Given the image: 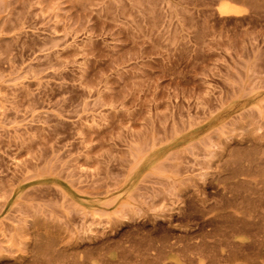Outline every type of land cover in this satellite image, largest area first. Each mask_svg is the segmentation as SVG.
Segmentation results:
<instances>
[{"label": "rangeland", "instance_id": "374dc122", "mask_svg": "<svg viewBox=\"0 0 264 264\" xmlns=\"http://www.w3.org/2000/svg\"><path fill=\"white\" fill-rule=\"evenodd\" d=\"M263 206L264 0H0V264H187L235 212L264 264Z\"/></svg>", "mask_w": 264, "mask_h": 264}, {"label": "bare ground", "instance_id": "6f19581e", "mask_svg": "<svg viewBox=\"0 0 264 264\" xmlns=\"http://www.w3.org/2000/svg\"><path fill=\"white\" fill-rule=\"evenodd\" d=\"M218 7H219V12H220V15H225V16H228V15H239L240 13H242L241 12V10H239V8H237L236 6H234L233 4H231L230 2H227V1H222L221 3H219V5H218ZM241 167H239V169H240ZM238 169V170H239ZM242 170V169H241ZM241 182V181H240ZM242 183H244V181L243 182H241V185H242ZM237 185V183L234 185V186H236ZM247 185H248V183H247ZM246 185V186H247ZM251 185V184H250ZM240 186V185H239ZM230 187V186H229ZM232 188H233V186H231ZM244 187V186H243ZM243 187H239V188H243ZM248 187V186H247ZM225 188V187H224ZM238 188V187H237ZM238 188V189H239ZM217 189V188H216ZM235 189V188H234ZM234 189H231V190H233V192H231V193H234L235 191H236V193L235 194H237V189H235V191H234ZM250 189V188H249ZM230 190V189H229ZM246 190V189H245ZM240 191V193H242V191L241 190H239ZM259 191V190H258ZM256 192V191H255ZM230 193V194H231ZM254 194V193H253ZM232 195V194H231ZM240 195V194H239ZM238 195V196H239ZM233 196V195H232ZM232 196L230 197V198H232ZM241 196V195H240ZM242 196H243V194H242ZM226 197V196H225ZM234 198L233 199H235V196H233ZM247 197H251V196H247ZM246 197V198H247ZM227 198H229V197H227ZM243 198V197H242ZM242 198H237L236 199V201H238V200H240V199H242ZM262 198V197H261ZM232 199V200H233ZM244 199V198H243ZM252 199V198H251ZM250 199V200H251ZM221 200V199H220ZM231 201V199H228V200H226L227 202L228 201ZM245 200V199H244ZM243 200V201H244ZM249 200V199H248ZM247 199L245 200V201H248ZM259 200H260V198H259ZM222 201V200H221ZM242 200H241V202H243ZM234 202V201H233ZM255 202H258L257 200L255 201ZM238 203H240L239 201H238ZM228 205L230 204V202H228L227 203ZM231 204H232V202H231ZM234 204H236V203H234ZM245 204H247V202H245ZM217 205V204H216ZM225 205V204H224ZM242 205H244V202L242 203ZM242 205H240V206H242ZM222 206V205H221ZM238 206V205H237ZM246 206V208L248 207L247 205H245ZM260 206H261V204H260ZM219 207V206H218ZM225 207H227V206H225ZM229 207V206H228ZM235 205H234V209H235ZM223 208V207H222ZM232 208H233V206H232ZM263 208H264V206H263ZM208 209V208H207ZM210 209V208H209ZM213 209V208H212ZM239 209H241V207L239 208ZM245 209V208H244ZM236 210V209H235ZM252 210V209H251ZM259 210V209H258ZM237 211H238V208H237ZM244 211H246V210H244ZM256 211V213H258L257 212V209L255 210ZM208 212V211H207ZM210 212V211H209ZM224 212V215H225V212H227V211H223ZM231 212V211H230ZM243 212V211H242ZM248 212V211H247ZM259 212H262V211H260L259 210ZM228 213H229V211H228ZM239 213V212H238ZM241 213V212H240ZM249 213V212H248ZM254 212L252 211L250 214H252V215H254L253 214ZM247 214V213H246ZM246 214L244 213V216H241L240 214H238L239 216H236V212H235V215H233V214H231L230 213V215H229V217H227V218H229V219H226V221L225 222H222L225 226H224V229H221V228H219V231H218V229L216 230V232L214 231V235H216V237H218V239L216 238V239H214L215 241H213V242H209V240H208V242L207 241H205L204 240V238H203V240L204 241H202V242H200V244L199 243H195V245H196V247L200 250H198V249H195V251H199L200 252V254H201V256H202V258L199 260L198 259V261L197 260H188V259H186V260H188V263H191V264H247L246 263V255L248 254L247 252H246V249H247V240L245 241V236H247V235H249L250 233H251V235L253 234V232H256V233H259L258 235L260 236V234H261V229L259 228V223H257L256 221H252L251 219H248L247 217H246ZM260 214H262V213H260ZM223 215V216H224ZM226 215H227V213H226ZM227 215V216H228ZM248 216V215H247ZM249 217V216H248ZM250 217H252V216H250ZM249 217V218H250ZM258 219L260 218V216H256ZM256 217H252V218H256ZM261 217H263V216H261ZM224 218V217H223ZM226 218V217H225ZM257 219V220H258ZM220 222V221H219ZM201 226V225H200ZM222 227H223V225H221ZM213 227V226H212ZM260 227H264L263 225H261ZM206 229H207V227H206ZM213 230V229H212ZM211 230V231H212ZM206 234V233H205ZM262 234H264V232H262ZM208 236H209V233H208ZM208 236H207V238H208ZM253 236V235H252ZM259 236H255L256 238L257 237H259ZM212 237H214L213 235H212ZM250 237V236H249ZM262 237V236H261ZM248 238V237H247ZM255 238V239H256ZM196 239V238H195ZM261 239H263V241H264V238L262 237ZM201 240H202V238H201ZM250 240V239H249ZM257 240H258V238H257ZM212 241V240H211ZM259 241V243H261V240H258ZM249 242V241H248ZM264 243V242H263ZM251 244V243H250ZM252 244H253V242H252ZM257 244L258 243H256V246H257ZM249 245V244H248ZM264 245V244H263ZM252 246V245H251ZM262 246V245H261ZM258 247V246H257ZM259 247H260V245H259ZM263 247V246H262ZM180 248V247H179ZM191 248V247H190ZM192 248H193V246H192ZM195 248V247H194ZM194 248H193V250H194ZM253 248V247H252ZM255 248V247H254ZM253 248V249H254ZM52 249V248H51ZM125 249V248H124ZM256 249V248H255ZM184 250V249H183ZM252 250V249H251ZM250 249H249V251H251ZM256 250H258V249H256ZM54 250H52L51 252H53ZM57 251H59V250H56V252ZM107 251V250H106ZM189 251V250H188ZM187 251V252H188ZM248 251V250H247ZM261 251V250H260ZM118 252H120V251H118ZM187 252H185V253H187ZM256 252H259V251H256ZM54 253H55V251H54ZM120 253H122V252H120ZM120 253H118L119 254V256H121L120 255ZM247 253V254H246ZM254 253V252H253ZM13 254V253H12ZM255 254V253H254ZM253 254V255H254ZM260 254H261V252H260ZM50 257V259L47 261V262H44V261H41V260H36V261H34V263L35 264H54V263H52V259H53V256H49ZM123 257V256H122ZM260 257V256H259ZM104 258V257H103ZM161 258V257H160ZM199 258V257H198ZM256 258V257H255ZM257 258H258V255H257ZM128 259V258H127ZM88 260V259H87ZM107 260V259H106ZM111 260V259H110ZM257 260V259H256ZM255 260V261H256ZM86 261V260H85ZM189 261H191V262H189ZM253 261V260H252ZM82 262V261H81ZM87 262V261H86ZM85 262V263H86ZM160 262V261H159ZM259 262V261H258ZM82 263H84V262H82ZM82 263H80V264H82ZM161 263V262H160ZM185 263H186V261H185ZM187 263V264H188ZM139 264V263H138ZM250 264V263H249ZM252 264V263H251Z\"/></svg>", "mask_w": 264, "mask_h": 264}]
</instances>
